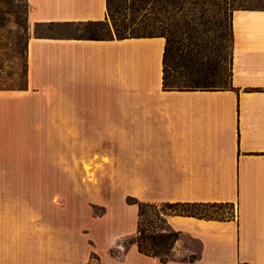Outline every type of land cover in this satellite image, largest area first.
<instances>
[{"label": "crops", "instance_id": "obj_1", "mask_svg": "<svg viewBox=\"0 0 264 264\" xmlns=\"http://www.w3.org/2000/svg\"><path fill=\"white\" fill-rule=\"evenodd\" d=\"M26 3L25 85L0 88V264H264V10L231 14L228 90L168 91L162 37L36 31L107 24L106 0ZM69 137L74 154L104 165L96 179L132 181L138 202L235 215L165 214L179 236L163 263L124 243L136 205L119 201L108 222L110 204L102 218L65 220Z\"/></svg>", "mask_w": 264, "mask_h": 264}, {"label": "rangeland", "instance_id": "obj_2", "mask_svg": "<svg viewBox=\"0 0 264 264\" xmlns=\"http://www.w3.org/2000/svg\"><path fill=\"white\" fill-rule=\"evenodd\" d=\"M111 5L118 9L114 15L121 30L119 34L110 15L106 25L54 26L36 31L40 34H95L101 38L162 36L172 46L173 62L191 61L190 65L196 70L192 77L195 83L228 87L231 14L242 7H264V0H111ZM27 11L26 0H0V88L19 89L25 85V50L31 29ZM184 79L187 77H181L180 81ZM63 168L65 220L84 222L102 218L110 204L111 212L101 219L108 222L120 207L119 201L128 206L127 201L135 199L132 181H125V185L118 188L109 180L96 179L97 175H103L104 165L94 163L93 158L74 154L70 137L65 138ZM157 205L162 215L171 214L167 207ZM187 209L205 218L226 219L235 215L234 206ZM152 212L145 209L143 226L156 231L165 228L158 222L151 226L146 223L151 220ZM124 243L127 245V240Z\"/></svg>", "mask_w": 264, "mask_h": 264}, {"label": "trees", "instance_id": "obj_3", "mask_svg": "<svg viewBox=\"0 0 264 264\" xmlns=\"http://www.w3.org/2000/svg\"><path fill=\"white\" fill-rule=\"evenodd\" d=\"M253 1V0H250ZM260 0H257L259 2ZM236 10H264L263 6H247L242 7ZM106 11L107 16L110 15L115 26V32L119 34L121 30L115 21L114 13L118 12V9H113L111 5V0H106ZM88 25H106V23L98 24H88ZM231 31V30H230ZM80 36V35H75ZM85 37L91 40H104L111 38L99 37L95 34L80 36ZM128 37H162V36H117L118 39L128 38ZM163 38V37H162ZM232 42V39H231ZM231 57V55H230ZM191 61L186 59L185 64H177L173 62L172 56V46L168 40H165V48L163 53V70H162V85L164 90H228L230 88V82L228 87H215L212 84L200 85L195 83L193 80V75L196 73V70L193 68ZM182 70L180 72L179 70ZM181 77H187V80L180 81ZM229 78H230V64H229ZM129 205H136L138 208V220L136 234L134 238L127 239L128 244H135L137 246L138 252L149 257L158 258L160 262H166L169 259L172 248L176 240L178 239L179 233L173 231L166 223L164 215L158 210L157 204H149L138 202L136 199L128 200ZM164 207H167L171 211V214L180 215V216H197L200 218H205L197 215L194 211H190L187 208L194 209L199 207L201 209L207 207H217V206H228L223 204H188V203H163ZM145 209H151L152 218L146 223L151 226L153 222H158L162 225H165V228H160L159 230H147L142 224V217L145 213ZM164 231V232H163Z\"/></svg>", "mask_w": 264, "mask_h": 264}]
</instances>
